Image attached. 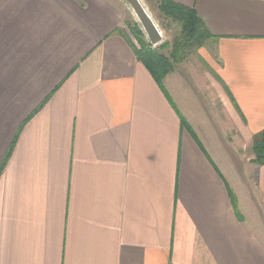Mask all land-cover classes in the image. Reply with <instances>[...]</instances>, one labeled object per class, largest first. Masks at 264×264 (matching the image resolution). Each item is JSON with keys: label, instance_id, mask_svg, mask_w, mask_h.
<instances>
[{"label": "crops", "instance_id": "obj_1", "mask_svg": "<svg viewBox=\"0 0 264 264\" xmlns=\"http://www.w3.org/2000/svg\"><path fill=\"white\" fill-rule=\"evenodd\" d=\"M170 1L168 97L124 0H0V264H264V0Z\"/></svg>", "mask_w": 264, "mask_h": 264}, {"label": "trees", "instance_id": "obj_2", "mask_svg": "<svg viewBox=\"0 0 264 264\" xmlns=\"http://www.w3.org/2000/svg\"><path fill=\"white\" fill-rule=\"evenodd\" d=\"M158 9L167 19L181 27V33L175 38L172 46L164 45L158 49H152L144 39V34L137 24L127 22V27L130 34L138 42V48L135 47L137 59L150 72L163 93L168 96L163 83L165 78L174 71L177 65L183 63L192 52L202 48L212 35L194 9L170 0H160ZM168 48H170V52L167 56L161 53ZM253 153V161L258 165H264V131L254 137Z\"/></svg>", "mask_w": 264, "mask_h": 264}, {"label": "rangeland", "instance_id": "obj_3", "mask_svg": "<svg viewBox=\"0 0 264 264\" xmlns=\"http://www.w3.org/2000/svg\"><path fill=\"white\" fill-rule=\"evenodd\" d=\"M154 23L156 24L158 30L160 31L162 35V39L160 43L158 44H151L146 33L144 32L135 12L131 8V6L124 0V8H125V22H129L131 24H137L139 26V29L144 34V39L150 44L152 49H158L161 46L164 45H170L172 46L175 38H177L181 33V27L179 24L172 22V20L167 19L164 15L161 14V12L158 9V4L160 3V0H140ZM126 33L130 37V40L133 42V44L138 48V42L135 40L132 34L128 33V30L125 28ZM202 48H199L198 50L191 53V55L183 62L180 63L177 66H184L187 62H191L193 65H198L199 63L197 61L200 60L199 52ZM170 52V48L165 49L161 53L164 55H168ZM202 52V50H201ZM176 66V67H177ZM175 67V68H176Z\"/></svg>", "mask_w": 264, "mask_h": 264}, {"label": "water", "instance_id": "obj_4", "mask_svg": "<svg viewBox=\"0 0 264 264\" xmlns=\"http://www.w3.org/2000/svg\"><path fill=\"white\" fill-rule=\"evenodd\" d=\"M135 12L144 32L146 33L151 44H158L162 39V35L156 24L140 2V0H125Z\"/></svg>", "mask_w": 264, "mask_h": 264}]
</instances>
